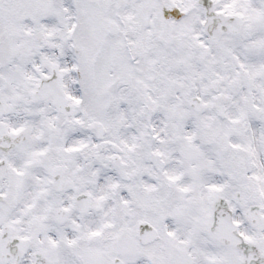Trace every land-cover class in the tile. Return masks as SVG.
I'll use <instances>...</instances> for the list:
<instances>
[{"label": "snow or ice", "instance_id": "snow-or-ice-1", "mask_svg": "<svg viewBox=\"0 0 264 264\" xmlns=\"http://www.w3.org/2000/svg\"><path fill=\"white\" fill-rule=\"evenodd\" d=\"M0 264H264V0H0Z\"/></svg>", "mask_w": 264, "mask_h": 264}]
</instances>
